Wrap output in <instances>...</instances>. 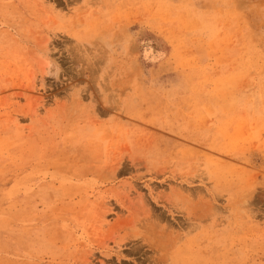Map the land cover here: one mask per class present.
I'll return each mask as SVG.
<instances>
[{
	"label": "rangeland",
	"instance_id": "374dc122",
	"mask_svg": "<svg viewBox=\"0 0 264 264\" xmlns=\"http://www.w3.org/2000/svg\"><path fill=\"white\" fill-rule=\"evenodd\" d=\"M0 264H264V0H0Z\"/></svg>",
	"mask_w": 264,
	"mask_h": 264
},
{
	"label": "bare ground",
	"instance_id": "6f19581e",
	"mask_svg": "<svg viewBox=\"0 0 264 264\" xmlns=\"http://www.w3.org/2000/svg\"><path fill=\"white\" fill-rule=\"evenodd\" d=\"M140 246H141V245H140ZM158 259H159V257H158ZM158 259H157V260H158ZM160 260H161V258H160ZM162 260H163V259H162ZM162 260H161V261H162ZM164 261H165V260H164ZM158 263H159V261H158ZM173 263H174V262H173Z\"/></svg>",
	"mask_w": 264,
	"mask_h": 264
}]
</instances>
